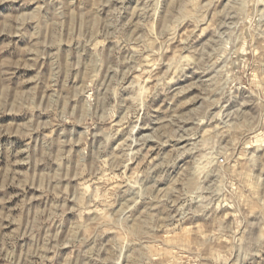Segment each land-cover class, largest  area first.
<instances>
[{
	"label": "clouds",
	"instance_id": "clouds-1",
	"mask_svg": "<svg viewBox=\"0 0 264 264\" xmlns=\"http://www.w3.org/2000/svg\"><path fill=\"white\" fill-rule=\"evenodd\" d=\"M0 264H264V0H0Z\"/></svg>",
	"mask_w": 264,
	"mask_h": 264
}]
</instances>
